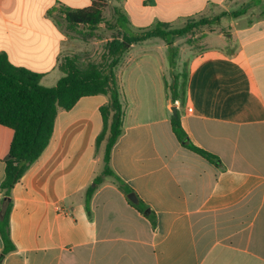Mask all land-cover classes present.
<instances>
[{"label":"crops","instance_id":"1","mask_svg":"<svg viewBox=\"0 0 264 264\" xmlns=\"http://www.w3.org/2000/svg\"><path fill=\"white\" fill-rule=\"evenodd\" d=\"M91 5L0 0V54L54 87L64 76L63 58L96 43L79 40L82 29L70 30L59 9ZM240 10L203 30L201 48L189 53L184 105L166 91L174 76L164 40L134 44L120 58L125 117L110 166L154 222L111 177L95 186L86 208V191L104 163L96 139L108 97H83L58 112L48 148L12 190L16 250L1 264H264V0H119L104 17L120 26L122 38L158 23L180 29ZM173 110L189 141L219 164L180 143ZM13 136L0 125V186ZM3 249L0 236V257Z\"/></svg>","mask_w":264,"mask_h":264},{"label":"trees","instance_id":"2","mask_svg":"<svg viewBox=\"0 0 264 264\" xmlns=\"http://www.w3.org/2000/svg\"><path fill=\"white\" fill-rule=\"evenodd\" d=\"M92 5L84 9H68L61 7L58 18L63 20L70 30L77 32L78 28L92 33L107 23L104 12L113 0H91ZM119 1V0H117ZM114 9H118L113 7ZM244 13L240 10L231 14L223 13L214 18L190 20L180 29H174L169 24L158 23L149 30L124 35L106 45L102 62L87 58L85 54H73L63 58L60 69L64 76L54 87L41 85L42 75L28 69L14 66L6 54H0V125L13 130L14 136L6 158L5 179L0 186L2 199L0 201V236L4 249L0 264L9 253L16 250L11 238V214L13 210L12 190L21 181L29 168L36 163L48 148L54 134L56 118L60 110H71L83 97L103 95L108 102L100 108L103 128L96 139V152L103 148V176L111 177L114 183L126 194L131 190L116 176L110 166L111 152L123 133L124 104L122 93L116 77V68L120 58L134 44L143 43L149 39L159 38L169 47L170 65L176 67L178 50L174 43L179 38H195L198 32L220 23L226 16L236 18ZM111 30L121 29L118 24L108 23ZM120 35V33H119ZM192 43V41H189ZM188 65L181 73L174 76L172 85H167L173 103H185L188 88ZM172 128L180 143L189 150L199 154L209 162L219 164V159L196 146L184 132L179 115L172 118ZM100 185L102 178L95 179ZM95 187L86 191V208L89 210L90 200ZM142 213L153 216L142 202L134 204Z\"/></svg>","mask_w":264,"mask_h":264},{"label":"rangeland","instance_id":"3","mask_svg":"<svg viewBox=\"0 0 264 264\" xmlns=\"http://www.w3.org/2000/svg\"><path fill=\"white\" fill-rule=\"evenodd\" d=\"M108 23L109 22L104 23L103 26L99 28V30H97L96 33L85 32L84 34H79L77 37L79 40L82 41L93 40L96 43L92 44L89 50H84L76 54H85L87 58L94 59L96 62H102V57L106 52V45L114 41L115 39L119 38L120 36L119 31L111 30ZM206 30L210 32V28L204 29V31ZM213 31L217 32V30H213ZM219 31L220 30H218V32ZM91 35L95 37H92ZM204 36H206L205 32L203 34L202 32H198L195 38L186 37L190 40H187L182 45L176 47V49L178 50V56L175 59L176 67L172 71L173 76H175L178 73H181L182 70L185 68L186 64L188 63L189 53L191 52V50L192 52L195 53L196 50H199L201 48L200 40H202ZM189 41H192V43H190ZM168 79L170 81V85H172L174 80L171 79L170 75H168ZM103 171H104V163L101 160H99L95 179L101 177L102 182L100 184L103 183L104 179L109 178L103 176ZM95 179L90 182L89 187H95L97 185V181H95Z\"/></svg>","mask_w":264,"mask_h":264},{"label":"water","instance_id":"4","mask_svg":"<svg viewBox=\"0 0 264 264\" xmlns=\"http://www.w3.org/2000/svg\"><path fill=\"white\" fill-rule=\"evenodd\" d=\"M113 3H114V5H118L117 0H113ZM173 111H174V115H176V110H173ZM128 199L134 204L138 203V199H137L136 195L133 193L128 194Z\"/></svg>","mask_w":264,"mask_h":264}]
</instances>
